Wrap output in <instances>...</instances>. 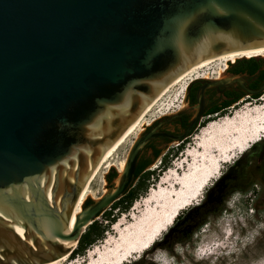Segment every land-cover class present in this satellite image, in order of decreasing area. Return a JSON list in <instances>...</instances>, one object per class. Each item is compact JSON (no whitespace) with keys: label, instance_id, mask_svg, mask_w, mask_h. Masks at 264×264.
Returning <instances> with one entry per match:
<instances>
[{"label":"water","instance_id":"water-1","mask_svg":"<svg viewBox=\"0 0 264 264\" xmlns=\"http://www.w3.org/2000/svg\"><path fill=\"white\" fill-rule=\"evenodd\" d=\"M263 48L264 0H0V264L71 255L134 186L150 141L194 136L204 92L183 134H140L118 182L68 231L99 163L147 107L199 63Z\"/></svg>","mask_w":264,"mask_h":264},{"label":"rangeland","instance_id":"rangeland-1","mask_svg":"<svg viewBox=\"0 0 264 264\" xmlns=\"http://www.w3.org/2000/svg\"><path fill=\"white\" fill-rule=\"evenodd\" d=\"M260 59L264 60V57ZM218 62L193 72L184 79V83L173 87L153 107L144 117L139 130L113 156L114 166L100 171L91 186L93 196L87 200L96 201L97 197L100 199L114 183L118 182L121 177L118 168L123 163L126 164L128 155L144 128H147L155 119L182 108L187 91L184 89L185 83L190 84L196 78L219 76V68L225 66L222 64L219 67ZM262 104H264V95L258 99L248 98L235 107L232 106L225 112L206 119L194 136L181 147L177 143L165 147L161 156L152 160V165L146 170L153 173L148 192L139 197L128 211L113 210V215H116L115 221L105 233L104 239L89 247L84 256H76V258L70 256L65 264L74 261L84 264L91 251L101 249L102 253H105L110 248H114L120 237L114 230L116 225L122 222L130 225L132 219L140 218V213L148 208L146 197L156 192V188L164 189L161 183L165 176L175 169L176 165L182 164L183 154L194 147V137L199 135L209 123L234 117L235 114L251 110L255 105ZM263 143L264 140L236 157L231 163L225 164L223 176L212 182L202 203L183 211L173 227L160 238L154 247L142 254L140 258L136 256L135 258L138 259L126 264H264V176L256 169L258 150ZM247 162H253V164L247 166ZM111 169L118 173L113 183L107 179V174ZM165 187L167 188V185ZM148 205L152 206L150 203ZM96 221L107 223L103 214ZM129 225H124L121 230L123 231ZM109 241L112 242L107 246L106 243ZM98 258L99 255L96 259ZM58 260L45 264H53Z\"/></svg>","mask_w":264,"mask_h":264},{"label":"bare ground","instance_id":"bare-ground-1","mask_svg":"<svg viewBox=\"0 0 264 264\" xmlns=\"http://www.w3.org/2000/svg\"><path fill=\"white\" fill-rule=\"evenodd\" d=\"M253 57H264V48L244 53L222 55L201 62L166 87L141 114L133 127L103 157L80 197L68 231L74 226L76 217L81 213L84 202L87 198L93 196L91 186L99 176L100 171L114 166L112 159L115 153L139 130L138 128L143 123L144 117L173 87L184 83V79L193 74V72L211 63L219 61V67L224 64V68L223 66L219 68V76H221L231 62L240 58L251 59ZM188 86V83L184 84L185 91ZM263 140L264 104L255 105L253 109L235 114L234 117L209 123L199 135L194 137V147H191L183 154L182 164L176 165V168L169 171L165 176L161 183L164 189L160 188L158 190L156 188V192L146 197L148 208L140 213V218L132 219L130 225L123 222L116 225L114 230L118 232V237L120 236L116 246L105 253H102L101 249L91 251L88 255V260L84 264H126L131 262V260L140 258L142 254L154 247L160 238L173 227L183 211L202 203L205 193L212 182L223 176L222 172L225 164L231 163L236 157L246 153ZM124 169L125 163L118 168L120 173ZM165 185H167V188ZM149 203L150 205L152 204L151 207L148 205ZM124 225L129 226L122 231L121 229ZM110 242L112 241L106 243L107 246L110 245ZM97 255H99L98 259H96ZM70 256H63L58 262L53 264H65L70 259ZM136 256L138 258H135ZM70 264H78V262L74 261Z\"/></svg>","mask_w":264,"mask_h":264},{"label":"flooded vegetation","instance_id":"flooded-vegetation-1","mask_svg":"<svg viewBox=\"0 0 264 264\" xmlns=\"http://www.w3.org/2000/svg\"><path fill=\"white\" fill-rule=\"evenodd\" d=\"M255 66L258 68L253 73L252 70ZM263 73L264 64L252 65L247 63L245 59L240 58L228 64L221 76L193 79L184 96L182 108L174 113L155 119L147 128L143 129V134L154 130L174 135L183 134L195 120L199 111L197 107H199L200 95L204 92L203 116L194 127L193 134H195L206 119L225 112L248 98H257L259 95L253 92H258L263 87ZM192 137H188L183 142L177 143V145L181 147ZM173 143L175 142L164 137H157L150 141L139 156L138 167L154 160L156 157L159 158L162 150ZM257 160L256 169L264 176V143L258 150ZM252 164L253 162H247V166Z\"/></svg>","mask_w":264,"mask_h":264},{"label":"trees","instance_id":"trees-1","mask_svg":"<svg viewBox=\"0 0 264 264\" xmlns=\"http://www.w3.org/2000/svg\"><path fill=\"white\" fill-rule=\"evenodd\" d=\"M245 61L249 64H255L259 65L260 63L264 64L263 59H245ZM257 66H255L252 70L254 73L257 70ZM262 77H264V73L262 74ZM260 98L259 96L255 99ZM219 115V114H218ZM157 158V157H156ZM153 161L147 162L144 165L137 168L136 171V182L134 186L130 189V191L119 201L115 202L111 206V210H107L103 213L105 216V221L107 223H100L99 221H95L92 225L88 227L86 232L82 235L81 240L78 244V246L75 248V250L71 254V258H76V256H84L86 251L97 243L98 241H101L104 239L105 233L109 231L110 225L113 224L115 221L116 215H113V210H117L118 212H126L128 211L133 203L141 196L146 194L148 192V189L150 188V180L153 176L152 172H147L146 170L151 166ZM118 177V173L111 169L109 173L107 174V179L110 183H113ZM94 201L92 200H86L84 202V206L87 207L88 205L92 204ZM179 218V217H178Z\"/></svg>","mask_w":264,"mask_h":264}]
</instances>
